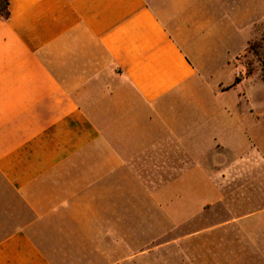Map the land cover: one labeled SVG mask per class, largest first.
<instances>
[{"label": "crops", "instance_id": "0c3cea01", "mask_svg": "<svg viewBox=\"0 0 264 264\" xmlns=\"http://www.w3.org/2000/svg\"><path fill=\"white\" fill-rule=\"evenodd\" d=\"M194 4L10 0L0 264H264V108L206 91Z\"/></svg>", "mask_w": 264, "mask_h": 264}, {"label": "rangeland", "instance_id": "374dc122", "mask_svg": "<svg viewBox=\"0 0 264 264\" xmlns=\"http://www.w3.org/2000/svg\"><path fill=\"white\" fill-rule=\"evenodd\" d=\"M228 1V4L225 2ZM239 1V3H237ZM202 19L205 43L217 50L206 70V91L213 94L239 93L264 108V0H194ZM244 10V20L241 12ZM257 99V100H256ZM229 251L237 245L230 244ZM244 252L259 247L245 241ZM241 249V246H240ZM201 264H205L201 261Z\"/></svg>", "mask_w": 264, "mask_h": 264}, {"label": "trees", "instance_id": "16d2710c", "mask_svg": "<svg viewBox=\"0 0 264 264\" xmlns=\"http://www.w3.org/2000/svg\"><path fill=\"white\" fill-rule=\"evenodd\" d=\"M9 2L10 0H0V14L6 19L10 16Z\"/></svg>", "mask_w": 264, "mask_h": 264}]
</instances>
